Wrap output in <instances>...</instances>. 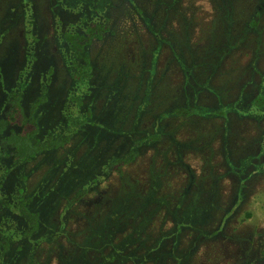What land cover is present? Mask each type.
<instances>
[{"label": "rangeland", "instance_id": "1", "mask_svg": "<svg viewBox=\"0 0 264 264\" xmlns=\"http://www.w3.org/2000/svg\"><path fill=\"white\" fill-rule=\"evenodd\" d=\"M92 21L108 30L78 79L63 33ZM42 86L37 137L73 132L30 159L0 145V264H249L264 238V0H0V116L12 90L27 110ZM21 198L39 214L30 235Z\"/></svg>", "mask_w": 264, "mask_h": 264}, {"label": "trees", "instance_id": "2", "mask_svg": "<svg viewBox=\"0 0 264 264\" xmlns=\"http://www.w3.org/2000/svg\"><path fill=\"white\" fill-rule=\"evenodd\" d=\"M107 30L108 25L105 22L100 23L92 21L80 32L63 33L64 39L73 50L76 57L74 60V76L76 78L78 77V79H80L88 76V71L90 69V58L82 53L84 46L94 39L101 38L102 33ZM45 100L46 86H42L40 93L29 104L28 109L24 110L21 104L20 90L14 89L10 92L7 98V106L0 116V145L2 147H8L10 150L2 154L11 156L13 161L30 159L40 151L59 147L69 141L71 133L73 132L71 125L67 127L65 133L57 135L47 134L43 139L37 137L38 124L36 109L38 105ZM262 100V98L257 100V103H262ZM177 112L188 114L191 112V109H177ZM135 155L136 152L134 150H129L123 156L111 157L108 161V165L111 170L120 172L122 167L131 162ZM81 192L82 191H80L78 195H80ZM19 210L27 223L24 233L30 235L39 228V214L27 206V201L24 198H21L19 201ZM3 240H5V238ZM2 242V247L6 249V242Z\"/></svg>", "mask_w": 264, "mask_h": 264}, {"label": "flooded vegetation", "instance_id": "3", "mask_svg": "<svg viewBox=\"0 0 264 264\" xmlns=\"http://www.w3.org/2000/svg\"><path fill=\"white\" fill-rule=\"evenodd\" d=\"M250 244L252 248L256 246H258V248L257 251H255L256 255H248L249 264H264V247L261 246V244L264 245V238H254L253 242Z\"/></svg>", "mask_w": 264, "mask_h": 264}]
</instances>
